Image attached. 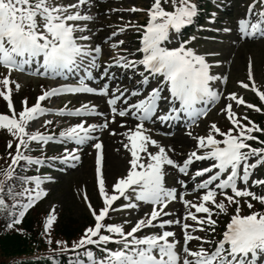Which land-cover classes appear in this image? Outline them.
Listing matches in <instances>:
<instances>
[{
	"label": "snow or ice",
	"instance_id": "obj_1",
	"mask_svg": "<svg viewBox=\"0 0 264 264\" xmlns=\"http://www.w3.org/2000/svg\"><path fill=\"white\" fill-rule=\"evenodd\" d=\"M96 2L0 0V68L4 69L0 73V98L6 104V111L0 113V130L11 137L5 145L10 163L0 173V217L5 218L6 228L23 231L19 226L26 213L47 195L42 185L54 181L52 176L28 175L29 168L45 160H58L74 168L81 161L82 148L90 144L95 150L94 185L101 203L94 207L85 192L83 202L93 223L71 245L55 241L57 247L52 251L71 253L67 264H264V209L253 210V202L264 206V194L254 191L259 187L264 193V178L255 174L264 166V140L254 134L264 135V127L247 115L238 116L234 105L257 113L264 112V107L247 102L235 91L222 97L219 84H226L228 76L214 74L212 69L221 62L209 59L219 53H198L189 46L194 36L177 40L182 29L191 25L198 14L195 0H171V10L165 7L169 0H150L146 7L127 9L143 12L145 23L125 24L101 43H94L96 33L89 28L94 20L90 8ZM208 22H215V13ZM128 28H134L138 34L134 51L123 48L125 41L117 39ZM216 31H235L238 40H264V0H251L235 28L225 25ZM170 44L174 46L169 47ZM105 53L108 60L102 61ZM255 64L254 56L246 59V80L237 83L242 89L251 85V92L264 105V91L258 89L254 78ZM102 65L103 75L94 78L93 71ZM113 66L132 70L141 78L138 84L148 85L150 78L159 82L150 90L110 89L108 83L93 87L86 82L103 79ZM260 66L264 70V58ZM14 72L63 77L66 82L43 89L30 106L26 98L22 99L17 110L13 86L17 92L21 86L12 78ZM73 78L74 84L67 82ZM161 85L168 95L162 94ZM65 94L104 97L109 111H100L98 105L87 102L74 109L42 106V102ZM131 98H136L135 102ZM222 98L225 103L219 111L229 127L221 129L212 122L206 134L194 136L187 131L186 135L195 143L179 161L174 158L175 147L163 145L145 127L146 123L184 120L190 129L207 117L209 105ZM162 101L166 105L163 108ZM48 114L80 119L60 130L58 136L48 131L53 124L50 119L43 122L44 132L28 131L30 122ZM92 117H103V122H89L87 118ZM117 117H130L135 124L123 133L127 140L123 147L130 153L125 173L110 183L103 171V141L96 133L109 130ZM125 124L122 119L120 126L123 128ZM115 134L109 130V135ZM53 141L71 142L77 147H65L62 155L46 156V146ZM250 141L262 146L254 147ZM33 142L40 152L36 157L28 154L33 151ZM194 164L198 165L195 169ZM169 168L180 174L172 186L166 182ZM189 181L193 182V199L188 198ZM218 196L222 199L218 200ZM121 200L119 208L115 207ZM173 203L182 208H172ZM233 205L234 210L229 212ZM245 206L249 211L243 214ZM144 207H150V211L142 212ZM125 210L129 216L133 212L135 216L119 223L108 222L110 213ZM54 212L53 206L42 225L48 244L53 243L50 229L57 219ZM220 214L229 218L216 239L214 215ZM109 244H115L116 248L108 247Z\"/></svg>",
	"mask_w": 264,
	"mask_h": 264
},
{
	"label": "rangeland",
	"instance_id": "obj_2",
	"mask_svg": "<svg viewBox=\"0 0 264 264\" xmlns=\"http://www.w3.org/2000/svg\"><path fill=\"white\" fill-rule=\"evenodd\" d=\"M232 1L233 0H226V6H229ZM246 1L247 0H235L233 4L236 8L240 7L242 3H246ZM65 2H67V0H65ZM149 2L150 0H97L95 5L90 8V14L94 17V20L93 22L89 23V28L96 33V36L94 37V43H101L105 38H110V33L112 31L119 27H123L125 24L145 23L146 17L143 12H130L127 11V9L132 7L143 8L146 7ZM165 7L171 9V0H169V3L165 5ZM112 9H115V11H112ZM206 34H208V31H206ZM137 35L138 34L134 28H128L117 39H123L125 41L123 48L127 49L128 46H132L135 50V47L137 46ZM232 41L233 36L230 35L227 37V41L223 43H221V40L213 43L209 40L196 39L195 41L192 40L189 46L193 47L200 54L209 52L219 53V55L209 57V59L219 60L221 62L219 67H214L212 69L214 74H223L228 76V81L226 84L220 82L219 86H222L221 89H225V93L235 91L247 102L253 103L256 95L251 92V85L249 89H242L239 87L237 81L246 80V59L248 57L254 56L256 60L254 67V78L256 85L259 89V87L261 88V86L264 84V70H262L260 66L261 58H264V41L249 42L242 45H232ZM197 42L201 43L199 44V47H197ZM168 46L172 47L174 45L170 44ZM104 47L107 49L108 44H105ZM113 55H115V52H113ZM107 56V53H105L102 59ZM28 84L32 85V89L36 90L37 92L39 91V85L41 83L34 81ZM224 103L225 101L222 98L216 108V111L212 113L208 119L199 124L192 132L194 136L206 134L207 128L212 122H216L218 126L221 127V129H226L229 127V123L225 116L219 111ZM234 110L237 112L238 116H243L247 112V109L244 108V106L234 105ZM129 127H134V125L125 124V127L122 128L120 126V122L116 121V123H112L109 126V130H114L116 134L109 135V130H107L108 135H105L103 138V144L106 145V150L103 152V156L105 157L103 159V171L110 183L114 181L115 177L125 173L127 159H130V153L123 147V144L127 142L123 133L127 131ZM2 134H4L3 131L0 133V136ZM160 142L163 145H171L175 147L176 154L174 158L178 161L182 159L183 154L187 153L183 149L187 148L189 151L192 149L195 143V141L187 135L181 136L177 141L170 143L162 140ZM149 148L151 151H155L152 146H149ZM2 155L5 157V153ZM112 155L116 156V158L121 162L119 163L115 160V164H108L110 161H112ZM178 155H180V157H178ZM81 157L85 160L84 166L77 171L72 172L70 175L62 177L56 185L46 189L48 198L44 203H42L40 209L34 215V219H36L41 212L45 210L48 211V209H51L54 206L55 210H61V212H64L63 219L65 220L64 223L67 225L68 229L75 228L73 235L78 231V229H80V226L83 227L85 225V222L87 221V215H89L86 206L83 204L81 195L79 196L78 189L80 187L76 186H78L80 183H83L87 185L89 189H93L96 192L93 173L95 150L89 149L88 151L81 153ZM257 176L262 178V173L259 172ZM255 191L258 192L261 190L259 187H257ZM93 206L97 207L96 205ZM234 207L235 206L230 207L229 212H232ZM247 209V207H244L242 208V211L246 214L248 212ZM146 211H148V209L144 207L142 212ZM121 215L122 216H119L118 218L122 220L131 219L135 216V213L133 212L132 216H129V212L126 210L122 211ZM224 217V221L228 220L229 218L226 215H224ZM225 224L226 222H223V224L219 225L217 221L215 237H219V234L222 232L220 227L224 228ZM156 231H158V229H156ZM5 263L6 262H3V264Z\"/></svg>",
	"mask_w": 264,
	"mask_h": 264
},
{
	"label": "trees",
	"instance_id": "obj_3",
	"mask_svg": "<svg viewBox=\"0 0 264 264\" xmlns=\"http://www.w3.org/2000/svg\"><path fill=\"white\" fill-rule=\"evenodd\" d=\"M73 230V228L68 229L64 227H60L56 230V234L69 236L70 231ZM39 242L36 241L34 237H31L30 239L23 237V238H9L6 240H3L2 237H0V257L1 258H10L18 255L27 254L30 250L33 252L38 251Z\"/></svg>",
	"mask_w": 264,
	"mask_h": 264
},
{
	"label": "bare ground",
	"instance_id": "obj_4",
	"mask_svg": "<svg viewBox=\"0 0 264 264\" xmlns=\"http://www.w3.org/2000/svg\"><path fill=\"white\" fill-rule=\"evenodd\" d=\"M115 160L118 161L119 163L121 162V161H119V160L116 158V156L112 155V161H110L108 164H111V163L115 164ZM114 172H115V170H114Z\"/></svg>",
	"mask_w": 264,
	"mask_h": 264
}]
</instances>
